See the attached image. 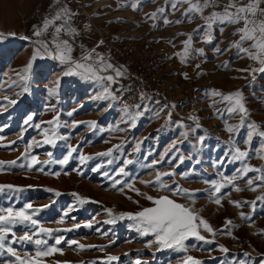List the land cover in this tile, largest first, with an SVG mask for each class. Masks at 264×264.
<instances>
[{
  "label": "rangeland",
  "instance_id": "obj_1",
  "mask_svg": "<svg viewBox=\"0 0 264 264\" xmlns=\"http://www.w3.org/2000/svg\"><path fill=\"white\" fill-rule=\"evenodd\" d=\"M86 1L62 0V4H70V8L78 13L73 18L74 25L79 29V35L74 41L75 51L73 56L76 58H79L81 54V45L86 48L84 44L86 40L79 19L85 17L87 22H90L89 17L93 18V15L88 13ZM121 2H115V5L119 6ZM223 2L224 0H221V5ZM153 3L155 4L154 11L158 7L164 6L166 12L153 26L145 15V13H150L151 10L142 11L140 13L141 22L146 27L143 26V30L146 29V33L149 35L152 33V38L155 36L164 42L173 40L176 43L174 51H179L182 48L181 41L186 39V35H179V33L191 32L196 25L203 24V20L194 17L191 22L166 25L163 23L164 16L169 20L181 19L186 21L182 13L188 5L185 4L182 7L178 5L179 10L172 11L170 4H166L165 0H144L141 7H150ZM100 4L99 11L96 12H99V16H102L103 11L101 10L104 9L105 5ZM60 6L62 5L54 4L53 0H0V33L4 34V38L0 40V83L4 84V87H0V98L9 96L18 99L17 104L8 106L7 110L0 108V137H3L0 144L16 141L11 146L15 151L0 147V159H16L24 152L27 144L34 139H42L40 129L25 125L24 121L29 114H34V119L30 123L35 125L41 121L51 120L59 112L60 120L68 125L57 130L59 135L68 137L67 139L58 140L55 145L34 146V153L38 154L41 160L50 159L47 155L49 152L52 153V160L63 159L70 145H79L80 151L85 154L103 152L112 148L113 145H121V148L114 150L111 156H97L83 165L79 163L76 158L77 154L74 153V158L68 165L58 163L45 165L44 172L18 166L12 167L9 171L0 173V183L22 186L25 187V190L14 194L12 200H9L7 196H0V206L6 207L9 204H14L15 207L19 208L29 202L35 207L49 205L38 214V219L45 227L73 228L75 225H80L79 228H74L71 232L63 233L66 239L79 240L86 245L105 246L103 251L98 248L81 251L76 246L69 247L66 244H61L64 254H56L48 258L50 261H69L72 264H79L83 261L88 264L89 261L95 260L96 264H102L101 258L105 257L106 254H114L121 257L120 264H129L137 256L147 261L148 264H177L179 257L184 254L170 250L157 252L155 248L145 247L146 242L151 240L152 237L141 236L131 226L134 223L133 221L125 218L123 220L118 219L114 224L105 223L113 215H118L120 212H135L142 207L150 206L149 201L134 192L126 190L125 194L113 188L112 180L109 177L115 176L118 168L123 166L126 160L132 159L134 163L127 165L126 168L129 175L127 177L115 176V178L134 179L137 188L155 196L169 193H158L155 187L140 183L141 180L151 179L156 170L167 171L175 167L176 172L179 174L195 169V172L187 178L177 175L176 179L183 187L200 190L197 193L194 206L201 211L204 218L209 220L214 229L220 231L215 236L216 243H201L197 248L191 249L188 254L201 259L204 264H220L221 260L227 259L219 250V244H223L231 250L230 257H234L236 260L245 259L248 264H257L262 258L260 254L264 253V235H254V233H257L259 229H264V205L257 202L260 206L252 217L254 221L252 223L239 215L241 211L250 212L247 205L238 208L231 205L228 199H225L223 207L217 206L209 200L205 192L208 185L204 183L205 180L217 179L219 172L231 176L239 166L228 162L225 158L223 165L214 167L215 162L224 157L227 150L224 141L228 140L229 134L225 131V119L228 123L236 124L239 117L233 116L232 118L225 117V119H222L218 114L214 115L216 109L210 106L212 98L207 94L208 90L218 89L227 93L242 89L246 97L247 107L251 112V119L264 122V74H260L257 80L251 86H248L251 76L246 72H239L237 69L248 67L252 64V61L247 58L237 59L235 49L223 54H217L214 51L216 46L224 49L230 41L238 39L232 33L235 28L241 25H229L222 33L217 29L216 39L211 44L204 43L198 35L194 36V47L204 48L205 54L203 56L193 54V57L187 63H182L175 56L179 61L175 65L173 62V70L165 76L164 82L166 85L181 90H195L198 95L195 102L187 104L182 110H173L172 123L167 121V116L160 115L159 118H155L149 112L140 118L136 127L130 128L127 123H121L123 106L119 104L118 99H96L101 93L99 85L75 75H65L67 65L51 57L38 58L33 63L28 82L30 88L28 93L17 97L16 93L21 91L20 87L8 88L10 78L16 79L15 73L29 62L37 46V39L48 40L51 38L50 32L41 38L35 37L33 26L41 25L45 16L53 14ZM212 10L205 11L207 12L205 15H208ZM95 25L102 31L106 23L103 21L101 24L96 22ZM11 33H15V35H11ZM101 35L105 37L104 30ZM62 38L68 39L67 36ZM148 39L150 38L141 39V41ZM109 41L108 39L104 40L107 47L105 49L106 54H110L112 59L114 57L107 46ZM225 62L229 64V67H222ZM196 65L200 67L197 68ZM183 73H187L189 78L185 79ZM243 77L248 78L244 79ZM58 78L59 85L56 94L53 96L49 90L56 87L55 82ZM117 85L113 86L116 96ZM5 103L0 99V104ZM51 104L56 105V112L47 110ZM149 107L158 110L155 106L149 105ZM216 107L223 108L224 105L218 104ZM73 109H76V111L72 116H69L68 113ZM192 115L199 117L198 123L202 126L201 128H195V122L188 119ZM92 120L98 122L95 131L90 130L85 124L72 127L74 121ZM181 120L184 121L186 127H181L175 123ZM185 131H187L186 138L181 135ZM245 131L240 132V141L243 140ZM22 133L23 139H18ZM200 136L205 137L203 143L198 142ZM178 140L182 141L178 144L179 152L174 150L169 153V158L179 157L182 154L185 157L182 164L179 163L178 159H169L163 164L156 165L155 169L148 167L152 161L159 160L161 155ZM141 141L142 143H140ZM137 143H140L139 152L134 151ZM256 146H258V142L254 140L253 147ZM109 160L112 163L109 164ZM250 163L264 167V160L259 158L251 159ZM98 166L99 170L93 171ZM55 172H60L59 177L52 174ZM104 172H107L109 176L103 175ZM250 175L254 174L250 173ZM238 183L241 187H244V181H238ZM28 185L33 187H26ZM49 188L54 191H48ZM56 191L60 193L59 196L55 194ZM74 193L79 194L81 197L90 198L89 202L79 204L76 196L73 195ZM256 195L258 193L249 190L243 192L233 191L231 199L252 200ZM127 196H131L132 199H128ZM136 200L139 201V204L134 202ZM181 202L184 201L181 200ZM70 208H72L71 211H69ZM107 208H112L113 213L106 212ZM65 212H68L67 216L64 215ZM226 217L230 218L235 226L224 229L223 225ZM89 222H93L91 228L86 226ZM24 230L23 227L17 228L16 235H23ZM228 230H231L233 235L223 234ZM104 233H107V235H104ZM203 234L210 236L206 232ZM110 241L114 243H110ZM49 243H52V241L50 240ZM189 243H192V241H189ZM13 246L21 254L25 250L33 251V245L30 244H15ZM245 252L251 253V257H245ZM125 253L130 255L125 256ZM4 259H9L8 254L5 253L4 256H0V260ZM113 264H116V262H113Z\"/></svg>",
  "mask_w": 264,
  "mask_h": 264
},
{
  "label": "snow or ice",
  "instance_id": "obj_2",
  "mask_svg": "<svg viewBox=\"0 0 264 264\" xmlns=\"http://www.w3.org/2000/svg\"><path fill=\"white\" fill-rule=\"evenodd\" d=\"M144 0H122L120 6H130L132 9H138ZM56 5H62L58 7L53 14L45 16L41 25L33 26V35L37 38L43 37L45 34L51 33V38L48 40L37 39L36 48L29 62L18 72L15 73L16 79L10 78L8 88L14 86L20 87L21 91L16 93L19 97L30 91L28 82L30 80V73L33 67V63L38 58H44L45 56L58 60L62 64L67 65L65 75H75L86 81L93 82L101 87V93L96 99L101 100H116L120 99L123 105L121 116V123H127L130 128H134L140 118L144 117L146 113L151 112L155 118H159L161 113L165 110L175 109L176 104H163L159 100H154L152 96L141 92L139 95L140 103L135 105H128L124 102L122 97H117L113 86L120 84L123 78L129 76V69L126 65H118L114 63L110 57V54H105L97 51V49L104 44L103 40L97 42V44L87 49L81 45L82 51L79 58L73 56L75 51L74 41L79 35V29L74 25L73 18L78 15L73 11L66 3L62 4V0H53ZM166 4H170L172 11H178V5H188L184 9L182 16L185 20L176 19L169 20L164 16L163 23L171 25L173 23L180 24L183 22H191L194 17H199L203 20V24H198L196 27L188 33H179V35H186V39L181 41L182 48L174 53V56L178 57L182 63H187L193 54L203 56L205 54L204 48L194 47V36L199 37L204 43L211 44L216 39V31L223 32L229 25H241L235 28L232 35L237 36L238 39L232 40L229 44L221 49L219 46L214 48L217 54H223L235 49V55L237 59L247 58L252 61L246 68L237 69L239 72H246L251 76L249 85L254 83L260 74H264V0H227V3L221 5V0H165ZM213 9L208 15H205L207 9ZM166 12L164 6L158 7L155 11L145 13L146 17L156 21ZM155 26V24L153 25ZM89 27V25H85ZM15 35V33H11ZM67 36L68 39L62 38ZM4 38V34L0 33V40ZM27 39V37H25ZM169 43L175 47L173 40H169ZM199 68V65H196ZM222 67H229L227 62L222 64ZM185 79H188V74H182ZM247 79L248 77H243ZM56 87L50 89V94L55 95L59 78L55 82ZM0 87H4L3 83H0ZM207 94L212 98L211 107L216 110L214 115H219L222 119L232 118L238 116L239 121L236 124H231L225 119V131L229 134L228 140L224 141L227 146V150L224 153V157L217 160L214 167H220L227 161L239 166L235 169V173L231 176L224 175L223 172L218 173L217 179L205 180L204 183L208 185V189L205 190L209 197V200L219 207H223V201L228 199V202L238 208H243L247 205L250 208V212L245 213L241 211L240 217L245 220L251 221L252 217L256 214L257 208L260 205H264V167L252 165L251 159L259 158L264 160V122H258L251 119V112L246 104V97L242 89H236L231 92H223L218 89H210ZM5 104H0V108L7 110L8 106L17 104L18 99L4 96L2 98ZM149 103L158 106V110L149 107ZM223 104V108H218L216 105ZM143 105V107H142ZM48 111L56 112V105L51 104L47 108ZM76 109H73L68 113L72 116ZM34 119V114H29L24 121L25 125L35 127L41 130V140H33L27 144L24 152L20 156L13 160L0 159V173L9 171L12 167L27 168L29 170L35 169L39 172H44L45 165L58 163L60 165H68L74 158V153L77 154V159L81 165L86 164L88 161L94 159L97 156H111L114 150H119L121 145H113L112 148L103 152L95 154H85L80 151L79 145L69 146V150L63 159L55 161L52 160V153L47 155L50 157L48 160H41L38 154L34 153V146L43 145H55L58 140L67 139L68 137L59 135L57 130L60 127H67L68 125L60 120V113L57 112L51 120L41 121L35 125H31V121ZM189 120L195 122V128L199 129L202 126L198 123L199 117L192 115L188 117ZM167 121L172 123V111H167ZM130 122V123H129ZM181 127H186L184 121L175 122ZM80 124H85L90 130L95 131L98 127V122L92 121H74L72 127H78ZM48 125V126H43ZM242 130L245 131V135L242 141L239 140V134ZM26 131V129H25ZM70 135V134H69ZM185 138L187 137V131L181 133ZM3 137H0L2 140ZM18 139H23V133ZM204 136L198 137V142L203 143ZM258 142V146L253 147V141ZM16 141H9L7 144H0V147L8 148L15 151L11 146ZM142 143V141L140 142ZM140 143H137L134 151H140ZM182 141L174 142L163 153L159 160H154L148 167L155 169L158 164H163L169 159H178L179 163L184 162L185 157L181 154L179 157L169 158V153L179 152L178 144ZM108 163H112L111 160ZM134 163L132 159H128L124 162V165L119 167L115 176L127 177L129 173L126 171L127 165ZM199 163V161H197ZM178 166V165H177ZM78 171V169H76ZM99 166L93 171H98ZM195 169L185 171L183 173H177L175 167L167 171L156 170L155 175L149 180H141L148 186L155 187L158 193H169L151 195L143 192L137 188L136 181L116 179L115 176L109 177L112 180V187L118 189L121 193L126 194V190L134 192L138 196L144 197L150 202V206L142 207L135 212H120L118 215H113L111 219L105 221V223L114 224L116 221L123 220L125 218L133 221L131 225L141 236H151L152 239L147 241L145 247L151 249L155 248L157 252L170 250L175 253H182L177 261V264H204V262L188 254L191 249L197 248L199 244H214L215 236L219 229H214L208 219L204 218L201 211L195 208V200L199 189H189L183 187L177 181V175L187 178L193 174ZM253 173L254 175H250ZM56 177H59L60 172L52 173ZM82 174V173H81ZM103 175L109 176L107 172ZM167 178V179H166ZM238 181H244V187H241ZM119 186V187H118ZM26 187H33L28 185ZM25 190V187L10 184L0 183V196H7L9 200L13 199L14 194L21 193ZM48 191L52 192L53 189L49 188ZM249 190L254 193H258L252 200H236L231 199L232 192H243ZM57 196L60 195L58 191L55 192ZM77 202L84 204L89 202L90 198L81 197L79 194L74 193ZM128 199H132L131 196H127ZM183 200L184 202H181ZM139 204V201H134ZM257 202H260L258 205ZM49 205H43L41 207H35L32 203H25L22 207H15L14 204L8 206H0V256L8 254L9 259L0 260V264H72L69 261H50L48 258L55 256L56 254L63 255L64 251L61 244L67 246H76L79 250H87L92 248H98L103 251L105 246L84 244L79 240L66 239L63 233L71 232L74 228H79L80 225H75L73 228H50L45 227L38 219V214L47 208ZM72 208L69 209L71 211ZM106 212L113 213L112 208H107ZM65 216L68 212H65ZM62 222V221H61ZM95 222V221H94ZM87 227L91 228L93 222H89ZM230 226H235L230 218H225L223 225L224 229H229ZM23 227V235L17 236L16 229ZM99 231V229H98ZM208 233L210 236H206L203 233ZM226 235H233L231 230L224 232ZM107 235V233H104ZM254 235H264V229H259ZM52 243H49V241ZM192 241V243H189ZM110 243H114L110 241ZM33 245V251L29 252L25 250L23 254L18 251L13 245ZM219 250L227 257L226 260H221L220 264H248L245 259L236 260L234 257H230L231 250L223 245L219 244ZM139 252V250H137ZM125 256L130 255L125 253ZM261 259L257 264H264V253H261ZM245 257H251V253L245 252ZM102 264H120L121 257L114 254H106L101 258ZM79 264H85L81 261ZM88 264H96V261H89ZM129 264H148L147 261L137 258L131 260Z\"/></svg>",
  "mask_w": 264,
  "mask_h": 264
},
{
  "label": "built area",
  "instance_id": "obj_3",
  "mask_svg": "<svg viewBox=\"0 0 264 264\" xmlns=\"http://www.w3.org/2000/svg\"><path fill=\"white\" fill-rule=\"evenodd\" d=\"M113 57L123 59V65L129 69V76L120 82L119 96L128 105L140 103L141 92L159 100L161 105L175 103V109L165 110L162 116H167V111L182 110L187 104L197 100V93L192 89H178L166 85L164 78L169 69L173 67L170 48L164 43L150 40L142 41L138 46L121 39L111 40L107 43ZM151 106H158L149 103Z\"/></svg>",
  "mask_w": 264,
  "mask_h": 264
},
{
  "label": "crops",
  "instance_id": "obj_4",
  "mask_svg": "<svg viewBox=\"0 0 264 264\" xmlns=\"http://www.w3.org/2000/svg\"><path fill=\"white\" fill-rule=\"evenodd\" d=\"M103 1V2H102ZM115 1V0H114ZM111 1V0H87L86 4H88V10L90 14L93 15L90 18V22H87L85 17H82L79 19V22L81 23V29L83 30L82 33H84V38L86 40V42L84 43L86 48H93L98 41L102 40H117V39H121L124 40L126 42H129L130 44H132L133 46H138L142 41L141 39H145V38H150L148 40L152 41V42H156V43H164L166 44L170 50H171V56L173 57V62L174 65L176 62H178L179 60L175 58L174 56V47L172 46V44H170L168 41L164 42L161 41L160 39L156 38L152 33L149 35L146 33V29H144V25L141 22L142 19L140 17V13L142 11H148V9L152 11H154V7L155 4H151L150 7H144L142 8L141 6L134 10L132 9L130 6H120L122 4V0H116V3H120L121 4L119 6L115 5V2ZM100 3H102L104 6V9H102L101 11H103L102 16H99V12H96L97 10L99 11V6L101 5ZM227 3V0H224L223 4ZM69 7L70 4H67ZM212 10L211 8L207 9L206 11H210ZM204 14H207V12H205ZM101 17V18H100ZM138 18V20H137ZM102 21L104 23H106L105 26H103L102 31H105V37L101 35L102 31L99 27H97L95 24L97 23H102ZM150 23L152 25L157 24V20L153 21L151 19H149ZM92 23V24H91ZM85 25H89V27H85ZM95 26V27H93ZM144 26V27H143ZM146 28V27H145ZM99 33V34H98ZM149 33V32H148ZM104 34V33H103ZM145 35V36H144ZM154 39V40H152ZM174 42V41H173ZM174 44H176L174 42ZM106 45L105 42L103 45H101L97 51L101 52V53H105L106 54ZM113 62L118 64V65H123V59L121 57L119 58H112ZM173 68V67H172ZM169 69L167 74L169 72H172L173 69ZM166 74V75H167ZM168 80V79H167ZM117 97L119 96V89H120V84L117 85ZM118 102L121 106H123L120 102V99H118Z\"/></svg>",
  "mask_w": 264,
  "mask_h": 264
}]
</instances>
